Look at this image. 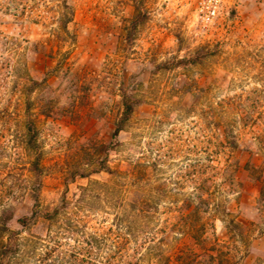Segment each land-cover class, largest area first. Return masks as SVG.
I'll use <instances>...</instances> for the list:
<instances>
[{"label": "rangeland", "instance_id": "374dc122", "mask_svg": "<svg viewBox=\"0 0 264 264\" xmlns=\"http://www.w3.org/2000/svg\"><path fill=\"white\" fill-rule=\"evenodd\" d=\"M68 2L74 14L65 32L58 20L62 0H0V210L13 211L10 225L17 227L15 217L34 203L29 164L35 151L26 144V121L34 119L37 128L44 212L63 195L74 200L90 178H109L104 169L79 172L93 170L104 154L96 146L110 140L128 90L142 101L108 162L124 169L142 156L170 192H204L216 173L207 148L215 147L214 163L222 165L218 150L229 120L237 169H228L232 187L223 200L247 225L229 262L264 264V200H257L264 174V3L239 0L204 26L197 0ZM199 48L200 62L162 67ZM209 217L214 227L204 244L226 240L225 219ZM45 225L41 216L22 232L26 264H44ZM180 242L200 249L191 236Z\"/></svg>", "mask_w": 264, "mask_h": 264}, {"label": "trees", "instance_id": "16d2710c", "mask_svg": "<svg viewBox=\"0 0 264 264\" xmlns=\"http://www.w3.org/2000/svg\"><path fill=\"white\" fill-rule=\"evenodd\" d=\"M61 7L59 28L66 32L74 10L68 0H62ZM202 52L199 48L193 54L195 57H179L171 65L162 67L200 62ZM141 101L136 93L122 91L121 112L111 138L107 144L96 146L97 154L102 149L104 154L96 160L93 170L79 172L86 176L104 169L109 178H90L79 186L74 200L63 195L60 203L44 208V212L40 203L43 164L37 150V128L34 119L26 121V144L35 151L29 164V188L34 203L28 212L15 217L17 227L10 225L13 211L5 207L0 210V264H26L23 256L29 243L24 241L22 232L41 216L46 223L44 264H231V246L235 247V242L247 236V225L226 209L223 200L224 193L230 192L232 187L225 181L228 169H237L230 150L236 148L237 143L229 120H224V138L218 150L224 155L222 165L214 163L215 147L210 144L207 148L208 166H213L216 173L210 174L204 192L179 194L160 186L162 183L157 181L153 169L148 171L144 167L142 156L129 162L124 169L113 168L108 162L109 151L122 144L119 132L127 127ZM214 132L213 129L211 134ZM258 179L257 200L261 203L264 174ZM76 204H79L78 210L72 208ZM216 213L225 219L227 239L215 237L204 244L208 227H214L209 223V214ZM261 215L264 219V211ZM184 235L193 237L200 249L183 246L180 239ZM32 249L35 252L36 246Z\"/></svg>", "mask_w": 264, "mask_h": 264}, {"label": "built area", "instance_id": "2783aa9c", "mask_svg": "<svg viewBox=\"0 0 264 264\" xmlns=\"http://www.w3.org/2000/svg\"><path fill=\"white\" fill-rule=\"evenodd\" d=\"M239 0H197L198 16L204 26L214 23L219 16L229 13L230 4ZM264 3V0H258Z\"/></svg>", "mask_w": 264, "mask_h": 264}]
</instances>
